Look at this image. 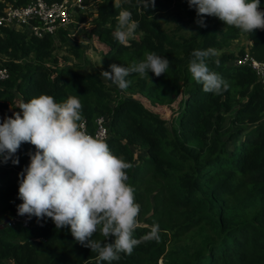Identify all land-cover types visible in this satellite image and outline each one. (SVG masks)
<instances>
[{
  "label": "trees",
  "instance_id": "16d2710c",
  "mask_svg": "<svg viewBox=\"0 0 264 264\" xmlns=\"http://www.w3.org/2000/svg\"><path fill=\"white\" fill-rule=\"evenodd\" d=\"M27 1L0 0V14L5 2ZM169 1L155 0L157 10H168ZM260 4L264 11V0ZM124 7L132 12L145 36L120 46L130 45L129 51L139 58L154 52L170 62L161 76L167 82V100L176 107L172 114L178 127L174 133L170 134L165 121L140 101L123 99L111 106L110 88L97 75L58 68L52 36L37 37L4 27H0V55L5 58L1 65L8 69L9 77L0 83V112L9 111L0 115V121L20 111L21 102L41 94L51 95L57 102L70 94L80 96L87 130L93 132L96 119L104 116L110 150L133 165L128 170V183L136 190L139 218L144 220L134 237L139 239L153 223H158L161 239L141 243L131 254L120 253L118 260L99 261L97 253L74 239L70 227L57 229L50 218L35 219L30 227L0 228V264L5 260L11 264H158L168 245L201 226L213 237L202 241L193 258L185 256L186 260H173L172 264H264L263 85L250 67L235 61L237 56L224 53L208 57L205 62L230 87L221 94L205 92L202 84L193 79L188 64L193 50L214 48L218 44L216 37L200 35L181 42L161 31L151 16L154 7L142 9L136 0ZM189 10L196 12L195 8ZM119 11L113 0L99 3V18L91 27V34H97L106 44L105 60L121 55L112 27L103 24ZM217 22L226 32L240 31L218 18ZM248 34L251 55L264 60V30ZM63 35L64 31H59L58 39L63 40ZM159 77L149 71L148 77L132 73L127 79H134V86L143 91L150 86L146 79L157 81ZM235 106L234 120L240 125L230 137L239 138L240 144L228 154L223 136L229 130L222 129L219 116L223 109ZM29 152H35L34 146L23 143L16 153L19 164L0 160L3 210H10L12 198L18 196L20 173L30 163ZM93 239L105 238L97 233Z\"/></svg>",
  "mask_w": 264,
  "mask_h": 264
},
{
  "label": "clouds",
  "instance_id": "9594fccd",
  "mask_svg": "<svg viewBox=\"0 0 264 264\" xmlns=\"http://www.w3.org/2000/svg\"><path fill=\"white\" fill-rule=\"evenodd\" d=\"M131 3L132 0H114V7L120 11L113 37L122 45L128 44L139 27L132 12L124 7ZM187 3L189 8H195V23L199 27H207L204 17L212 16L243 32L264 30L260 0H187ZM136 4L147 9L155 6V0H136ZM59 31L65 34L69 29ZM214 56V48L193 50L188 68L205 92L221 94L230 85L206 64V58ZM215 63L218 65L219 60ZM169 64L166 57L146 52L143 60L130 67L111 64V71H102L101 76L123 91L129 87L126 78L130 74L148 77L151 71L159 77L167 72ZM18 108L20 111L0 121V160L19 164L16 153L20 146L29 143L35 148V152L28 153L30 163L20 173L19 216L35 217L38 221L50 218L57 229L70 227L74 239L97 253L99 261L118 260L120 253L131 254L141 243L160 241L158 223H153L139 239L134 237L140 204L136 202L135 188L128 183V170L133 165L112 153L107 138L93 136L82 126L80 96L70 94L66 100L57 102L53 96L41 94L21 102ZM97 233L105 239H93Z\"/></svg>",
  "mask_w": 264,
  "mask_h": 264
},
{
  "label": "rangeland",
  "instance_id": "374dc122",
  "mask_svg": "<svg viewBox=\"0 0 264 264\" xmlns=\"http://www.w3.org/2000/svg\"><path fill=\"white\" fill-rule=\"evenodd\" d=\"M105 0H89V3L85 6V9L76 11L72 16V24L62 37L63 40L58 39L55 36L53 55L58 57V68H73L80 71L83 74H95L100 77L105 84L110 88V105H116L123 99H134L140 101L147 109L151 110L155 116L165 121V125L170 132L174 133L178 127V122L173 116V111L176 108L175 104L168 102V90L166 86L165 77L161 76L157 81H151L146 79L147 88L143 91H139L134 86V79H127L130 81L129 87L126 90H120L116 85L110 81L105 80L101 76L102 71H111V64H118L123 67H130L134 62H139L144 59L137 57V54L129 51V46H120V43L115 40V43L119 44L121 55L114 59H104L103 52L107 49L106 44L99 40L97 34H91V27L93 23L98 20V6L99 3ZM114 3V0H113ZM170 7L168 10H157V6H154L153 16L160 25V29L164 34H167L174 39H181V42L193 40L200 35H213L216 37L218 44L214 46L216 50V56L226 53L240 57L244 50H250L252 40L248 32L239 31L226 32L225 28L217 22L216 17L205 16L204 20L207 27H199L195 21L197 19L196 12L189 10L187 0H170ZM190 13H189V11ZM119 13V12H118ZM118 13L112 18L104 21V27H112L115 30L116 17ZM133 16V19L136 18ZM78 17H83L80 21ZM191 32V33H189ZM194 33V34H192ZM232 33V36L230 34ZM145 36L144 30L138 27L135 35L128 43H131L133 39L143 38ZM77 46L79 48H77ZM73 50H75L73 52ZM144 51V50H143ZM142 51V52H143ZM141 52V53H142ZM5 58L0 55V62H3ZM12 109V107H11ZM10 109V110H11ZM9 110L0 112V115L7 114ZM236 106L231 110H222L220 112L219 119L222 129L228 131L224 133L223 139L226 140V149L228 154L238 147L240 139H233L230 137L231 133L236 131V127L240 125V122L236 119L235 112ZM136 153H142V151L135 150ZM20 201L18 196H14L11 200L12 208L10 210H3L5 207L0 200V228L8 226V220L12 215V212L16 204ZM139 224H143V218H139ZM212 233L201 226L197 229H192L188 233V236H184L182 239L174 241L171 245H168L166 253L158 260V264H172V261L186 260L185 256L193 258L195 252L199 249L202 241L206 238H212ZM3 264H11L10 260H5Z\"/></svg>",
  "mask_w": 264,
  "mask_h": 264
},
{
  "label": "built area",
  "instance_id": "2783aa9c",
  "mask_svg": "<svg viewBox=\"0 0 264 264\" xmlns=\"http://www.w3.org/2000/svg\"><path fill=\"white\" fill-rule=\"evenodd\" d=\"M85 0H28L22 4H12L7 2L0 14V27H7L20 31L24 34L42 37L44 35L55 36L59 30H68L73 22V13L77 10L85 9ZM239 64L247 65L255 74L257 79L264 87V60L254 58L250 50L235 60ZM9 77L8 69L0 65V81ZM86 131L93 136H101L105 139L108 136L106 118L99 116L95 121L94 131L87 130L84 120L81 121ZM22 203L20 200L8 220V225L29 227L34 224L35 217L19 216L17 205Z\"/></svg>",
  "mask_w": 264,
  "mask_h": 264
}]
</instances>
